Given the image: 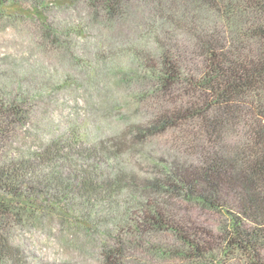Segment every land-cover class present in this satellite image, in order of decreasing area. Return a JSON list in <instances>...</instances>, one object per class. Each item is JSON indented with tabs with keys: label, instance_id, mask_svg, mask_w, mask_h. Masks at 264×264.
Here are the masks:
<instances>
[{
	"label": "trees",
	"instance_id": "obj_1",
	"mask_svg": "<svg viewBox=\"0 0 264 264\" xmlns=\"http://www.w3.org/2000/svg\"><path fill=\"white\" fill-rule=\"evenodd\" d=\"M4 33L0 264L43 228L67 264H264V0H0Z\"/></svg>",
	"mask_w": 264,
	"mask_h": 264
},
{
	"label": "rangeland",
	"instance_id": "obj_2",
	"mask_svg": "<svg viewBox=\"0 0 264 264\" xmlns=\"http://www.w3.org/2000/svg\"><path fill=\"white\" fill-rule=\"evenodd\" d=\"M2 36L3 38L0 41V58L5 54H7L8 57L10 54L12 55V58L9 59L11 61H14V57L16 56L21 57L22 46L19 44V41L11 38L10 34L5 35L4 33ZM64 234L65 232H61V235ZM26 237V243L29 246L30 251L32 252L31 255L36 263L67 264L70 260L69 257L76 255V253H72L69 250H64L55 239L49 238L48 234L45 233V228L34 229L32 232H28ZM79 260L81 261V259L75 257L72 261Z\"/></svg>",
	"mask_w": 264,
	"mask_h": 264
}]
</instances>
